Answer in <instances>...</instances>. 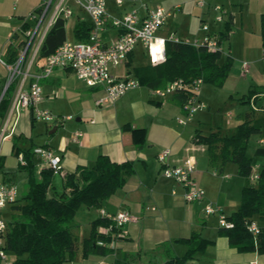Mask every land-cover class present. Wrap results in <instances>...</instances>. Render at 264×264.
I'll list each match as a JSON object with an SVG mask.
<instances>
[{
	"label": "crops",
	"instance_id": "obj_1",
	"mask_svg": "<svg viewBox=\"0 0 264 264\" xmlns=\"http://www.w3.org/2000/svg\"><path fill=\"white\" fill-rule=\"evenodd\" d=\"M47 2L48 0H22V6L25 8L28 5L26 9L30 11L38 10ZM217 2L220 0H210L202 8L195 0L198 13L196 14L197 24L190 22V17H187L186 25L168 21L159 30L158 36L168 39L172 34H176L191 40L202 36L203 32L199 29L200 24L203 20L212 19L211 16L215 11L213 5ZM107 5L110 13L115 17H122L125 13L136 9L141 19L150 10L159 7L150 5L148 0H123L121 5L116 0H107ZM22 6H12L11 0H0V58L8 61H12L18 54L19 36L15 35V31H18L25 21L22 19L25 17ZM78 8V19L73 22L75 25L73 36L69 37L66 30L67 40H81L75 36V29L79 22L89 19V16L79 6ZM74 12L73 10L72 16ZM230 16L234 17V14L231 12ZM211 30L213 32L223 31L218 26ZM119 34V29L109 26L102 33V39L108 44ZM137 54L145 56L147 61L140 65H133ZM44 63L45 57L40 58L35 63L33 71L39 72ZM147 65L156 64L149 50L142 44H138L123 65L111 66V72L120 77L136 76L134 68ZM1 67L4 66L0 64ZM247 70L245 71L242 65L243 74L247 73ZM0 75L2 76L1 73ZM3 78L2 76V80ZM229 79L230 76L222 90L228 86ZM41 84L43 98L37 106L50 110L57 119L45 122L36 116L35 108L22 109L14 113L9 123V131L13 129V132L0 142V165L5 159L1 152L2 144L17 135V129L23 118H28L30 123L32 144L19 147L28 149L32 146V148L50 146L60 156L64 174L74 172L80 166L94 165L100 154H105L116 162L132 160L135 163V172L127 176L125 185L107 199L101 208L83 206L85 208L83 210H88L89 213L94 211V216H91L86 224L75 220L74 231L78 236H88L92 221L102 216V211L111 214L129 211L138 216L139 220L124 224L128 234L113 240L110 244L114 248L113 253L105 256L91 254L83 258L80 252L74 260L65 264H112L115 259H123L130 264H164L172 257L184 255L188 250V244L183 239L196 234H201L205 239L212 241L203 252L196 255L195 262L198 264H251L253 261L264 264V253L240 252L233 248L228 238L219 232L218 214L207 215L205 213L204 205L207 202L217 203L222 208L225 186L229 185L233 189L236 183L234 184L233 181L226 183L215 178V176L224 174L228 165L221 169V173L213 171L212 175L210 174L212 163L207 146L194 141L197 133L204 134L203 129L200 128L202 120H195L196 116L192 120L191 117L189 122L193 123L192 126H180L186 124L180 122V117L186 113L174 95L162 100L151 94V88L141 85L129 90L113 103L98 105L96 101L103 94L102 88L91 86L85 80L80 79L70 67L56 68L50 76L41 80ZM250 86L249 89H264L255 87L256 85L252 83ZM201 93L200 98L202 99L203 92ZM8 113L7 110L3 115L0 111V129ZM229 114L228 116L232 117V113ZM242 115L241 117H247L245 114ZM254 125L258 127L256 123ZM125 126L142 129L144 135L139 133L137 141H133L131 132L124 130ZM53 128H56V131L51 133ZM76 131L82 132L77 140H75ZM34 136L38 139L35 140ZM143 138L144 141H141ZM260 142L264 145V139ZM165 149L170 150L169 165H180L187 158L195 161L194 177L206 192L204 201L188 202L184 197L182 185L163 175L164 164L159 161L158 155ZM11 150L16 154L15 144L11 146ZM16 155L18 157L19 154ZM34 162L35 169L40 167V172L46 167L39 155L34 154ZM229 168L235 170L234 167ZM228 177L229 174L222 175V178L226 180ZM3 180L8 181V178L4 176L1 181ZM9 180L14 181L12 178ZM238 182L237 197L224 203V208L228 212H234L240 206L241 199L238 198V189H243L246 181ZM258 224L264 226L263 222ZM99 230L108 232L106 227H100Z\"/></svg>",
	"mask_w": 264,
	"mask_h": 264
},
{
	"label": "trees",
	"instance_id": "obj_2",
	"mask_svg": "<svg viewBox=\"0 0 264 264\" xmlns=\"http://www.w3.org/2000/svg\"><path fill=\"white\" fill-rule=\"evenodd\" d=\"M230 16L228 24L232 22ZM23 27L28 28L27 23ZM91 30L90 19L78 23L75 36L83 41L88 40ZM221 40L229 38V33L222 31ZM261 38L264 46V13L261 15ZM67 40L66 19L59 17L48 31L39 50L38 58H44L55 51ZM166 60L156 65L134 68V72L142 85L149 88L165 87L178 79L191 83L198 78L203 82L223 85L232 69V55L224 56L220 50L211 51L206 46H196L185 40H168L166 44ZM14 61V59L12 60ZM15 86L12 85L2 100L0 111L4 115L10 106V96ZM181 107L186 95L173 94ZM243 101L254 102L264 109V89H250L242 97ZM263 102V103H262ZM262 103V104H261ZM251 114L241 122L235 132L222 135L219 131L209 134L197 133L195 143L207 146L210 162H220L221 169L228 162L238 164V173L250 182L242 189L239 208L227 216L233 227L220 226V234L226 236L229 244L240 252L257 251L264 253V226L258 236L248 230L246 225L254 221L256 216L264 220V163L263 168L251 183L254 157L247 155L250 135L261 129L250 123ZM130 131L133 141L144 130L125 126ZM144 141V138L141 140ZM16 154L23 153L27 160L24 167L29 169V190L26 196L10 205L4 212L8 228L4 236V248L13 256L12 264H65L74 260L81 252L83 258L91 254L105 256L114 252L110 246L118 238V229L105 216L92 221L88 236L79 237L75 216L78 210L101 208L103 203L126 183L127 176L135 172L132 160L113 161L109 156L100 154L92 166H80L74 172L64 175L55 174L50 167H44L40 178L35 176L34 148L22 149L15 143ZM255 156L264 160V145L255 149ZM252 180V181H251ZM112 227L109 232H102L100 227ZM188 244L187 252L182 256L168 259L164 264H198L196 255L203 252L212 241L201 234L183 239ZM112 264H130L123 259H115Z\"/></svg>",
	"mask_w": 264,
	"mask_h": 264
},
{
	"label": "built area",
	"instance_id": "obj_3",
	"mask_svg": "<svg viewBox=\"0 0 264 264\" xmlns=\"http://www.w3.org/2000/svg\"><path fill=\"white\" fill-rule=\"evenodd\" d=\"M75 2L88 16L91 22V30L88 40L74 41L66 40L54 52L45 57V63L39 72L33 71L39 50L44 39L53 24L59 17L65 19L73 14V8L70 2ZM122 4L123 0H116ZM210 0H197V5L205 7ZM180 7V6H178ZM216 11L215 21L217 23L224 20L228 11L224 4L217 2L213 5ZM176 9H166L158 7L152 9L141 19L136 9L125 13L122 17L113 16L108 8L107 0H56L55 4L49 2L47 6H42L36 10L37 14L31 13L24 23L28 28L21 27L15 31L19 36L22 31L25 35L24 40L17 44L18 54L14 61H8L0 58V64L8 71L4 82L0 75V105L7 95L8 89L15 85L8 116L0 129V142L8 138L13 129L9 131V123L12 115L22 109L35 108L36 116L45 122H52L57 119L48 109L39 108L37 105L43 98V86L41 80L50 76L56 68L70 67L76 75L85 80L91 86L102 88L103 94L97 99L98 105L115 102L121 96L131 89L140 87L142 84L138 77L128 75L124 77L117 76L111 72V66L118 67L123 65L129 55L134 51L138 44L146 47L155 64L166 60V44L168 40L192 43L196 46H206L211 51L220 50L224 53L222 47V33L213 32L209 23L203 20L200 24V30L203 35L193 40L182 38L172 34L168 39L158 36V32L163 28L172 16H175ZM34 23V24H33ZM109 26L119 29L120 34L110 43H104L102 33ZM14 41V37L11 39ZM243 69H248V63L244 62ZM203 79L198 78L191 83L184 82L182 79L168 83L165 87L151 88V94L162 100L175 93H184L187 97L182 106L187 118L190 119L195 113L207 107L206 103L200 98V91L203 85ZM231 115V114H229ZM181 123H186L180 119ZM82 135L81 131L75 132V140ZM34 154L39 155L44 161L46 167H50L55 174L64 175L61 158L55 151L47 145L36 146ZM169 149L163 150L159 155V161L164 164L162 173L166 178L173 179L184 188V197L188 202L204 201L206 192L194 177L196 163L191 158L185 159L180 165H169ZM21 165H27V160L23 153L18 155ZM257 179L258 175L252 177ZM19 199V187L14 181H0V257L8 260L7 251L4 248V236L8 228V222L4 214L5 210ZM154 208V207H153ZM204 211L207 215L218 214L220 226L230 228L233 223L227 219L222 208L214 202H207L204 205ZM102 216L107 217L112 225L118 229V236H126L128 231L124 224L128 222H137L138 216L129 211H121L116 214L102 211ZM248 230L253 236L261 233V226L255 221L246 223ZM108 227L107 231H111ZM10 264V262H8ZM251 264H258L257 261Z\"/></svg>",
	"mask_w": 264,
	"mask_h": 264
},
{
	"label": "rangeland",
	"instance_id": "obj_4",
	"mask_svg": "<svg viewBox=\"0 0 264 264\" xmlns=\"http://www.w3.org/2000/svg\"><path fill=\"white\" fill-rule=\"evenodd\" d=\"M49 2L55 4L56 0H48L45 4L47 6ZM150 5L164 7L166 9H176L175 16H172L169 21H174V23H179L186 25L188 23L187 17L191 19L190 22L197 24L196 14L197 10L195 8V0H148ZM224 4V7L228 11V14L225 15L222 22L217 23L215 21L216 11H213L211 16L212 19H209L210 29L213 27H220L223 31L229 33V38H224L222 41V47L224 49V56L231 54L233 58V65L230 71V79L228 86L222 90V87L225 85H214L211 82H204L201 87V92H203L202 100L207 103L208 108L203 111H198L192 116L195 120H202L200 128L203 129L204 134H209L212 131H219L222 135L230 134L237 129V126L246 120L242 114L250 113L252 115L250 123L258 125L261 131L253 132L250 135L247 146V155L254 157L253 168L251 177L259 175L262 168L264 160L260 157L255 156V149L257 146L262 145L260 140L264 139V109L259 108L256 104L252 102H246L242 100L244 94L249 92L250 84L256 85L255 87L264 88V51L262 46L261 38V15L264 13V0H220ZM11 5L22 6L19 0H11ZM70 6L73 8L74 15L66 20V30L69 37L73 36V30L75 28L74 21L78 19V5L71 1ZM178 6H181L179 8ZM23 7V6H22ZM28 5L23 9L24 16L22 19L28 18L31 13L37 14L36 9L31 10L26 9ZM158 8V7H157ZM20 10V9H19ZM234 14L232 22L228 24L227 22L230 19V13ZM184 16V17H183ZM189 22V23H190ZM173 23V22H172ZM34 24V23H33ZM25 35L22 31L19 32L18 39L20 41L24 40ZM19 41V42H20ZM40 58L36 59V62ZM147 61L146 57L142 54H137L133 60V65H140ZM244 62L248 63L247 73L242 72V65ZM0 73L4 77L8 75V71L5 67L0 68ZM2 80V83L4 82ZM15 86V85H14ZM14 90L11 91L13 93ZM202 94V93H201ZM263 103V102H262ZM261 103V104H262ZM232 113V117L228 116L229 113ZM180 118L186 121V124L180 125L183 127L192 126L193 123L189 122L186 114H183ZM178 123V122H175ZM31 127L28 122V118H23L17 129V135L11 139L4 141L2 144V155L5 156L2 165H0V181L5 176L9 179L12 178L19 187V197L22 198L27 195L29 190V169L22 166L19 163L17 155L11 150L13 144L17 146L25 147L32 144V139L30 135ZM37 140V136L33 137ZM213 165V167H212ZM210 167V174L212 175L213 171L220 172L221 165L220 162L212 164ZM226 168V174H229L228 179L222 178V175L215 176L216 179L220 181H225L226 183L234 182V188L231 189L229 185L225 186L224 194L222 198V208L224 209L225 215H229L231 212L226 211L224 208V203L227 200H232L237 197V185L239 186L238 181H246L245 186L250 182L244 176H241L238 173V164L234 162H228ZM234 167V171L232 168ZM212 170V171H211ZM221 173V172H220ZM35 176L37 179L40 178V167L35 169ZM252 181V180H251ZM251 183H256L253 181ZM242 188L238 189V198L241 199ZM84 207L78 210L75 220L81 224H86L87 220L91 216H94V211L89 213L88 210H83ZM232 210V209H229ZM89 213V214H87ZM219 218V217H218ZM254 221L257 223H264L259 216L254 218ZM220 225V223H219ZM89 229V225H88ZM81 237V236H79ZM9 257L8 260H4L0 257V264H12L13 256L7 254Z\"/></svg>",
	"mask_w": 264,
	"mask_h": 264
},
{
	"label": "water",
	"instance_id": "obj_5",
	"mask_svg": "<svg viewBox=\"0 0 264 264\" xmlns=\"http://www.w3.org/2000/svg\"><path fill=\"white\" fill-rule=\"evenodd\" d=\"M54 131H56V128H53V129L51 130V133L54 132Z\"/></svg>",
	"mask_w": 264,
	"mask_h": 264
}]
</instances>
